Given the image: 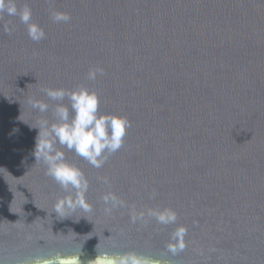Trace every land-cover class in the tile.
Segmentation results:
<instances>
[{
	"label": "water",
	"instance_id": "water-1",
	"mask_svg": "<svg viewBox=\"0 0 264 264\" xmlns=\"http://www.w3.org/2000/svg\"><path fill=\"white\" fill-rule=\"evenodd\" d=\"M15 2L45 35L34 41L19 15L0 14V264L56 252L264 264V0ZM56 12L70 20L56 22ZM81 86L131 127L101 168L65 150L88 180L91 211L60 215L54 205L69 193L34 148L40 123L69 104L44 89ZM108 194L123 202L110 214ZM168 212L176 221L160 223Z\"/></svg>",
	"mask_w": 264,
	"mask_h": 264
},
{
	"label": "clouds",
	"instance_id": "clouds-1",
	"mask_svg": "<svg viewBox=\"0 0 264 264\" xmlns=\"http://www.w3.org/2000/svg\"><path fill=\"white\" fill-rule=\"evenodd\" d=\"M0 14L19 15L20 21L28 26V35L32 40L39 41L44 38L43 29L30 23L32 13L27 6L18 9L15 0H0ZM53 19L56 22H67L70 16L56 12L53 14ZM4 30L12 31L8 25L4 26ZM97 73L103 74V69L90 70L88 79L95 80ZM44 94L50 100L63 101L67 98L69 101L68 105H57L54 113L56 122L49 123L44 120L40 123L34 148L36 161L43 162L45 175L54 180L65 193H69L56 202L55 213L63 215L66 209L76 208L91 211V205L86 200L88 180L83 170L67 159L66 151L74 153L95 168H101L108 156L123 146L131 122L127 117L119 114L102 113L98 93L83 86L72 90L48 88L44 89ZM30 103L33 109L41 113L49 109V105L41 100H32ZM103 200L105 205H110L104 209L109 214L113 208L123 205L114 194L105 195ZM156 218L163 224L176 221L173 212L158 214ZM185 233L186 230L182 227L174 233L180 250L185 247L182 242ZM169 251L175 253L177 246L169 245ZM81 256L75 252H56L40 258L39 264H150L147 258L135 253L97 252L94 259L86 262Z\"/></svg>",
	"mask_w": 264,
	"mask_h": 264
}]
</instances>
